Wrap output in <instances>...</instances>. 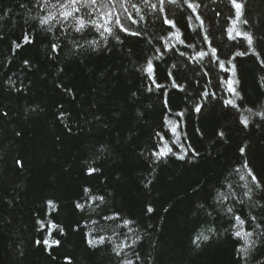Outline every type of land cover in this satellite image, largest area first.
<instances>
[{
  "label": "trees",
  "instance_id": "1",
  "mask_svg": "<svg viewBox=\"0 0 264 264\" xmlns=\"http://www.w3.org/2000/svg\"><path fill=\"white\" fill-rule=\"evenodd\" d=\"M189 2L200 5L195 13L184 0L166 3L164 12L159 11V0L147 5L144 0H113L114 7L102 0L103 11L113 12V23L106 24L113 28V36L105 41L95 29L72 32L83 45L77 49L70 36L58 31L61 25L54 22L50 33L40 29L38 19L47 10L41 12L33 0H0V112L8 113L0 117V264H118L112 248L125 240L137 241L125 249L128 259L141 253L143 261L137 264H236L232 233L237 228L225 215L229 206L249 221L242 234L253 232L249 239L259 244L258 233L264 227L252 225H264V200L244 195L250 178L243 165L264 177V121L255 115L264 110V71L253 55L256 50L264 57V0H242L245 8L236 36L229 0ZM152 4L158 8L153 10ZM85 12L82 8L77 15L86 22L96 19ZM117 15L125 28L141 35L119 32L120 39H114ZM164 16L176 27L162 26ZM26 33L33 39L30 44L23 43ZM246 34L252 37L251 47L242 39ZM93 40L99 42L95 50L89 47ZM13 41L22 46L16 48ZM53 42L62 47L58 55L50 51ZM211 47L217 48L226 67L232 60L235 75L219 68ZM200 51L208 55L201 59ZM245 51L247 55L236 56ZM148 60L154 66L151 77L142 70ZM153 78L162 87L156 88ZM173 79L183 91L171 86ZM225 79L238 81L233 84L238 96L228 91ZM201 89L216 95L202 97ZM226 100L241 107H225ZM196 104L203 106L199 114L193 110ZM61 112L63 120L58 119ZM175 112H183V118ZM243 119L249 121L248 128L240 123ZM177 124L178 140L170 131ZM219 131H224L225 139L219 140ZM157 132L167 133L177 155V145L185 149L191 145L199 156L179 160L169 155L153 163ZM241 147L246 148L244 156ZM16 159L22 160V169L15 167ZM88 167L99 171L89 176ZM237 168L239 173H234ZM218 180L232 185L226 193L234 192L235 198L229 196L205 222L196 206ZM84 188L103 195L104 202L76 210L75 202H84ZM194 188L203 190L197 194ZM48 200L58 205L51 215L46 214ZM115 214L133 222L131 232L118 226L121 220L104 218ZM252 216L257 221H251ZM41 219L62 228L63 234L51 227L40 230ZM209 227L215 229L214 235L207 232ZM201 231L210 240L197 248L192 240ZM89 233L110 238L111 243L106 240L90 248ZM36 240H47L51 247L46 251L43 244L35 245Z\"/></svg>",
  "mask_w": 264,
  "mask_h": 264
},
{
  "label": "snow or ice",
  "instance_id": "2",
  "mask_svg": "<svg viewBox=\"0 0 264 264\" xmlns=\"http://www.w3.org/2000/svg\"><path fill=\"white\" fill-rule=\"evenodd\" d=\"M176 0H159V11L164 12L165 8L164 5L166 3L171 4L175 3ZM144 3L147 5L149 4V0H144ZM184 3L187 5V8L192 9L193 13L196 12V8L200 7V5H193L192 3L189 2V0H184ZM229 3L231 4L232 8L235 10V17L240 18L243 16L245 4L242 2V0H229ZM107 4L111 5L114 7L113 0H107ZM25 5L21 4L20 7H24ZM33 6L38 8L41 12H45L47 10V14L40 16L38 19V24L40 26V29L44 32L50 33L52 31V26L53 23L55 22L56 24L61 25V27L58 29V31L63 34L70 36V38L74 41L75 47L77 49L82 48L83 45L79 43V40L71 36V33H79L83 34L85 32V29H95L96 31L100 32L101 38L104 39L105 41L107 40L108 36H113V28L108 27L107 25H111L113 23V12L111 11H103V3L102 0H55V3L52 2V0H33ZM123 6V5H122ZM133 8H136V5H132ZM85 9V15L88 17H96V19H91L89 21H85L84 18L81 16L77 15V13H80L81 9ZM151 8L153 10H156L158 8L157 4H152ZM51 9H55V11H52ZM125 12H127V9H124ZM97 13H102L101 15L97 16ZM137 14H139V9H137ZM219 12H216V15H219ZM141 19H144L143 16L140 17ZM191 17H189L190 19ZM128 19L132 21V23H136V20L129 16ZM197 19H200V16L197 15ZM74 20V24H70L69 21ZM97 20L99 21H104V23H98ZM162 26H167L168 29H172L176 27L175 21L170 20L167 16H164L162 18ZM243 23L247 24L248 21L245 18L243 20ZM115 25H116V30H117V35L114 36V39L119 40L120 37L118 35L119 32L126 33L128 35L132 36H140V32H131L129 31L128 28H125L124 25L121 23L119 16H115ZM201 25H203V20H201ZM104 34H107L105 36ZM81 39L83 38V35L80 37ZM231 39V36L229 37ZM242 39H246L249 47L252 46L253 40L251 36H248L247 34L242 37ZM204 40L209 41V37L207 34L204 35ZM33 42V39L30 34L26 33L23 36V43L24 44H30ZM15 44L16 48H20L22 45L21 43H17L13 41ZM98 41H90L89 42V47H91L93 50L96 49V45L98 44ZM181 43H184L181 41ZM210 44V41H209ZM191 45H186V47H190ZM211 46V44H210ZM105 47H107V44H105ZM50 51L55 54H59L62 51V47L53 42L50 45ZM159 51V49H157ZM247 51L245 52H237L236 56H245L247 55ZM181 56L184 55L183 52L180 53ZM199 57L203 59L205 56L208 55L207 52L200 51L198 53ZM253 55H255L259 61V67L262 71H264V57L261 56V53L253 50ZM211 57L215 58V62L218 64L219 68L223 70L224 72H232L233 75H235V65L232 64V60H228V64L231 67H226L225 66V61L221 60L220 57L217 54V48L216 47H211ZM233 57L232 59H234ZM25 66H28L29 62L27 60L24 61ZM143 71H146V75L151 77V74L154 72V66L151 60L147 61V68L146 70L142 69ZM169 76H172V73H169ZM224 83L227 84L228 91L232 93L233 95L238 96V93L236 92V89L233 87L234 83H238V81H234L231 79H225L223 81ZM152 83L156 88L162 87V85L156 83L155 79H152ZM172 87L177 88L179 91H183V86L178 84L175 79L172 80ZM19 90V89H18ZM66 91H70V89H66ZM147 91L151 92L153 91L152 87H147ZM136 93H133V96H135ZM200 96L205 97V98H213L215 97L216 93L208 92L207 90L201 89ZM165 105L167 106V101H165ZM225 107H231L233 109H237L241 107V105H237L234 103L232 100H226L224 102ZM62 107V106H61ZM202 105L196 104L193 106V110L196 113H201L202 112ZM171 112L172 110L169 109ZM246 111L251 112V109H246ZM174 115H177L181 118H183L184 113L183 112H175L173 113ZM7 112H0V117L7 116ZM64 113L61 112L58 116V119L63 120ZM70 115V114H69ZM256 116L259 117L260 121H264V110L258 111L255 113ZM98 118V117H97ZM170 123V122H169ZM240 123L243 125L244 128L249 127V121L247 119H243L240 121ZM179 127V124H177L175 127L171 128L170 131L171 133L176 136L177 140L179 139V135L176 131V129ZM68 131L71 132L72 129L69 127ZM199 131V130H197ZM15 135L20 136V132H16ZM157 136L160 137L159 141L153 145V150L151 152V156L154 158L153 163H159L163 158H166L169 155L176 156L177 159L179 160H185L186 157H189L190 160L191 158H194L196 156H199V153L196 152L194 149L191 148V145L188 146L187 149L183 147V145H177V140H172L171 144L172 145H177L180 149V154L177 155V153L173 150V147L170 146L166 139L167 133H156ZM201 135H203L201 133ZM217 136L219 137V140L225 139V133L224 131H219L217 133ZM219 140L217 143H219ZM103 147L99 151H103ZM240 154L241 156H244L246 154V148L241 147L240 148ZM189 160V162H190ZM14 165L18 169L23 168V162L20 159L14 160ZM243 167L247 169V176L250 178V181L248 184L245 185L247 188V191L244 193L245 196H248L249 199H251V194H256L259 199L264 200V177L258 176L251 167L248 164H244ZM99 171L97 167H88L86 169V174L91 176L96 174ZM234 173H239L240 169H234ZM244 176H240V180H244ZM232 185L228 184L225 186L224 184L220 183L218 180L216 185H214L212 188H210L207 192V194L202 198L201 202L197 204V209L199 212L203 213L205 217V222H209L210 218L213 217V212H218V207H224V205L227 203L229 196H232L233 199L235 198V193H226V188H231ZM203 189L202 188H194L193 191L197 192L199 194ZM84 196L82 197L83 203L77 201L75 202V209L79 211H84L86 208L91 207L92 205H97L99 206L102 204L105 200V197L103 195H97L92 192L91 189L89 188H84L83 189ZM261 208L264 209V205H261ZM46 209L50 210L47 211V215H51L52 212L58 211V205L52 201L48 200L46 201ZM211 209V211H209ZM148 213L153 212L152 207L147 208ZM225 215L228 216L230 221H235V225L237 230L232 233L233 237L236 239L237 244L235 248V258H236V264H264V231H260L258 233L259 236V244L256 245V241L250 240L249 238L253 236V232H243L242 234V226L246 223L249 222L247 218H242L240 215H237L234 208L229 206L225 208ZM105 219L112 220V221H118L121 220L122 223L118 226L129 228V231L131 232L132 229L130 225L133 223L131 220H125L120 217L119 214H115L113 216H107L104 217ZM251 221H257L256 216H252ZM211 222L214 223V219L211 220ZM37 223L39 224V229L40 230H46L47 228L51 227L53 229H57L60 234H63V229L58 228V226L54 223L51 224H46L42 219L38 220ZM255 229H261L264 227L260 222L255 223L252 225ZM207 232L209 234L214 235L215 234V229L212 227H209L207 229ZM205 234L204 231L199 232L195 239L192 240V244H194L197 248L201 246L202 243L208 242L210 240V235ZM88 246L90 248L95 249L98 246L104 245L106 240L111 243L110 238H106L104 236H92L91 233L88 234ZM242 241V243H241ZM35 245L40 246L43 244L45 246V250L47 251L51 246L49 245L47 240L41 241V240H36ZM137 241H133L132 244H129L126 240L123 241L122 243L118 245H114L112 248V251L114 252L115 256L118 257V264H137V262H142L143 257L141 256V253L139 251H136L134 253L135 260L133 259H128L125 258V249L126 248H132ZM60 241H55V246L59 247ZM253 245H256L253 247Z\"/></svg>",
  "mask_w": 264,
  "mask_h": 264
},
{
  "label": "rangeland",
  "instance_id": "3",
  "mask_svg": "<svg viewBox=\"0 0 264 264\" xmlns=\"http://www.w3.org/2000/svg\"><path fill=\"white\" fill-rule=\"evenodd\" d=\"M240 18H235V20L231 23L232 25V33L236 36L240 32ZM237 31V32H236ZM239 31V32H238ZM240 35V34H239ZM238 36V35H237Z\"/></svg>",
  "mask_w": 264,
  "mask_h": 264
}]
</instances>
